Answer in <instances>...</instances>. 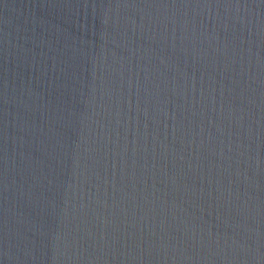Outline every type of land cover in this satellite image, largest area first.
<instances>
[{"label": "water", "instance_id": "water-1", "mask_svg": "<svg viewBox=\"0 0 264 264\" xmlns=\"http://www.w3.org/2000/svg\"><path fill=\"white\" fill-rule=\"evenodd\" d=\"M0 264H264V12L0 0Z\"/></svg>", "mask_w": 264, "mask_h": 264}]
</instances>
